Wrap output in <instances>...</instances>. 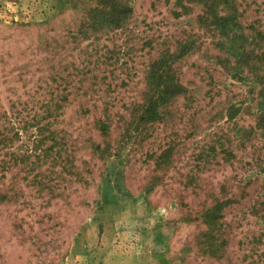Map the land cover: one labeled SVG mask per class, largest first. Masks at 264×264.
<instances>
[{
  "label": "rangeland",
  "instance_id": "374dc122",
  "mask_svg": "<svg viewBox=\"0 0 264 264\" xmlns=\"http://www.w3.org/2000/svg\"><path fill=\"white\" fill-rule=\"evenodd\" d=\"M121 1L127 24L97 30L96 0H0V264H264L259 81L221 64L204 0ZM234 1L261 52L264 0ZM163 55L188 95L130 131ZM104 109L123 116L107 138L94 128ZM216 139L232 157L208 153ZM215 198L213 234L198 216Z\"/></svg>",
  "mask_w": 264,
  "mask_h": 264
},
{
  "label": "trees",
  "instance_id": "16d2710c",
  "mask_svg": "<svg viewBox=\"0 0 264 264\" xmlns=\"http://www.w3.org/2000/svg\"><path fill=\"white\" fill-rule=\"evenodd\" d=\"M204 1L206 3V21H209L208 26H211L219 33V41L218 44H216V47L221 53L227 56V58L222 59L223 62H221V64L233 74H244L247 72L250 75L255 76L260 83V95L263 98L264 50L261 52L256 51L257 44L254 43L255 38L253 39V36L247 33V29L244 28L240 15L237 14V9L234 7L236 6V2L234 0ZM96 2L97 7L90 9L88 16L89 25L97 30L104 28H123L133 14V9L121 0H96ZM252 39L253 41L251 42ZM194 48H196L195 42L189 41L186 42V44L179 46L178 50L172 55L174 56L177 52H180L179 56L175 57H183L192 52ZM167 57V55H163L152 64L148 72L149 86L151 89L149 93L151 95H148V99L145 102V109L141 113L139 119L137 120L135 117L132 119L133 122H131L129 127L134 126V129L130 131H137L139 127L148 124L149 121H157L159 119L157 116L159 111L179 97L188 95V89L182 84L181 79L172 66L173 63H169L165 60ZM64 99H66V97H63V100ZM61 107V105H58L55 108L48 107L44 111V114L46 113L44 120L48 122V126H50L52 122H55L60 116L59 110ZM38 115L39 114H35L34 117ZM115 117H117L118 124L122 123L123 116L119 113L112 115L108 109H104L100 115L96 116L94 120V128L101 138L111 136ZM50 119H53V121H50ZM256 122L258 123V127H262V131H264V110L260 111V115L256 119ZM18 125L21 124L18 123ZM129 127H127L126 130L124 129L128 133ZM39 132L46 139L50 138L55 140L57 138L56 131L50 130V127L46 126L43 129L40 128ZM246 133L250 135V132ZM45 134H48V136ZM247 134H245V136H248ZM220 139L211 142L208 153L216 155L217 149L221 145L220 153H224L226 155L225 157H232L233 154L232 151L229 150L230 147H228L229 149L225 148L224 144H221ZM51 150L52 148L50 151ZM172 151L173 149L171 148L160 156V166L165 164L166 159H169L168 164L170 163ZM94 153L98 154L100 159L108 158V156L110 157L113 155V153L110 152L109 147L103 148L100 144L94 146ZM209 157L210 156H206L207 159H209ZM243 192H245V190H243ZM223 207L224 205L220 202V199L215 198L210 207L206 206L205 209L199 213V220L209 228L208 233L214 234L217 230V226L219 225L218 221L222 216ZM213 246L215 247L216 244Z\"/></svg>",
  "mask_w": 264,
  "mask_h": 264
}]
</instances>
